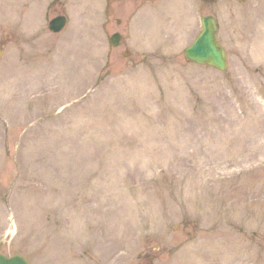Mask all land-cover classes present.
<instances>
[{
  "label": "rangeland",
  "instance_id": "rangeland-1",
  "mask_svg": "<svg viewBox=\"0 0 264 264\" xmlns=\"http://www.w3.org/2000/svg\"><path fill=\"white\" fill-rule=\"evenodd\" d=\"M178 1L116 20L111 49L97 27L106 0L56 34L47 21L73 15L71 0H0L1 253L30 264H264V0L205 11L192 0L180 12ZM209 12L225 71L183 57ZM96 42L105 53L85 80Z\"/></svg>",
  "mask_w": 264,
  "mask_h": 264
},
{
  "label": "water",
  "instance_id": "water-1",
  "mask_svg": "<svg viewBox=\"0 0 264 264\" xmlns=\"http://www.w3.org/2000/svg\"><path fill=\"white\" fill-rule=\"evenodd\" d=\"M65 24L63 16H57L49 21L48 28L52 32L60 31ZM216 24L212 16H204L201 19V31L191 45L185 48L184 57L198 64L211 65L219 70L226 68V54L224 48L216 38ZM116 37L112 43L116 44ZM0 264H28L19 255L6 257L0 254Z\"/></svg>",
  "mask_w": 264,
  "mask_h": 264
},
{
  "label": "flooded vegetation",
  "instance_id": "flooded-vegetation-1",
  "mask_svg": "<svg viewBox=\"0 0 264 264\" xmlns=\"http://www.w3.org/2000/svg\"><path fill=\"white\" fill-rule=\"evenodd\" d=\"M216 1V0H215Z\"/></svg>",
  "mask_w": 264,
  "mask_h": 264
}]
</instances>
